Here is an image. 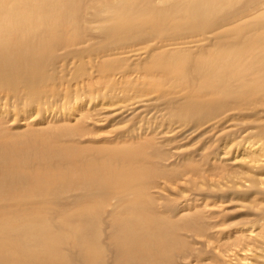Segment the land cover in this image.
Wrapping results in <instances>:
<instances>
[{"label": "bare ground", "instance_id": "bare-ground-1", "mask_svg": "<svg viewBox=\"0 0 264 264\" xmlns=\"http://www.w3.org/2000/svg\"><path fill=\"white\" fill-rule=\"evenodd\" d=\"M33 107L36 117L72 109L93 127L63 125L39 142L0 129V264L248 263L240 247L264 231L225 243L232 233L196 222L188 205L209 198L194 188L208 182L264 197V0H0V119L26 126L37 118L22 108ZM151 112L160 128L94 133ZM174 126L183 142L198 133L218 144L206 154L158 143ZM234 152L251 158L243 178L211 179L206 166L219 164L197 158L228 164ZM157 191L181 208L157 206Z\"/></svg>", "mask_w": 264, "mask_h": 264}, {"label": "rangeland", "instance_id": "rangeland-1", "mask_svg": "<svg viewBox=\"0 0 264 264\" xmlns=\"http://www.w3.org/2000/svg\"><path fill=\"white\" fill-rule=\"evenodd\" d=\"M129 61H131V60H129ZM131 67H133V66H131ZM70 75H71V77L75 76V74H66V77L68 79H70L71 78ZM77 103H76V105H74L75 106L74 109L76 110V112H78V113L80 112L81 114L84 113L85 115L88 113H89V115L93 114L92 110L94 107H88L87 105L82 104V102H77ZM43 107H46V106H43ZM86 107H87V111H86ZM24 109L29 110V111L32 110L33 112H35L33 114V116L28 120H32L33 118L35 120V118H37L36 122H33V123L28 122L27 125L24 126L21 124L22 123L21 121L19 123H16V124H14L15 122L12 123L10 121L11 118H8V120H6V117L0 119V129L7 130L10 133L9 137H12V135L16 136L15 134L21 133V134H24V136H32L31 139L33 141L37 140L39 142V140L47 141V140L51 139L54 136L55 132L57 133L63 128L62 127L63 125L69 126V125H74L75 123L76 124L78 123L81 126H87V129L90 126H91V128L93 127L91 120H88L87 121L88 123L86 125L81 124V122L78 120L76 122V120L74 118H72V117H75L74 110H72V109L70 112H69V110H67L63 115L58 114L54 117H50V116L45 117L46 115H42V116H44L43 118H42V116L36 117V115H37V113H36L37 108L36 107L30 108V109L22 108L21 115L23 113H25ZM140 110H141V108H140ZM93 112H95V110ZM145 115L146 114H143V116H145ZM79 116H81V115H79ZM39 118H41V119H39ZM14 119H15V117H14ZM132 120H133V115H132L131 121H129V123L127 122L126 124H120L119 122H115V121L108 124V126L106 124H104V126H103L104 129L101 128L100 130H98L94 133H101L102 136H105L107 138H115L114 135H116L117 133L121 134V132L123 131L122 129H124V128L125 129L127 128L130 131H133V129L135 131H137L139 129H144L145 127H157L158 126L160 128L162 126V124H164L165 118L160 116V114H157L155 112H151L150 115H147V116L143 117L142 119H139V120L136 119L134 121H132ZM108 122H110V121H108ZM128 127H130V128H128ZM173 128H175V129L171 128L172 131L174 130L173 132L171 131V129L168 128V131L170 132V133L168 132L169 135L166 133L168 136L167 135L164 137L159 136L161 138L157 139L158 143L160 142V140L172 139L174 142L178 143V145L179 144L182 145L184 143L185 147L183 149L186 151H189V150L195 151V150H197L198 147L205 146V147H207V150H208V151L206 150V152H205L206 154L209 152V149L211 150V147L216 146L218 144L217 143L218 140L210 139L208 136L201 137V134H198V133H197L198 136H197V134H195V136L193 135L192 137H190V139L188 141L184 140L185 142H183L182 141V139H184L183 135H185L187 133L180 136V138H177L176 136H174L175 131H177L180 127L174 126ZM36 129H42V130L44 129V130L42 132L41 130H36ZM68 130L71 132V129H68ZM36 131H38V132H36ZM47 132H49V134ZM170 134H172V135H170ZM34 137H37L38 139L34 138ZM146 137H150V136H146ZM144 138H145V136H144ZM174 139H176V140H174ZM177 140H179V141H177ZM37 141L35 143H37ZM90 141H92V140H88L86 143L91 144ZM111 142H114V140H112ZM210 142H212V144ZM114 144H116V143L115 142L111 143V144L106 143L105 146L110 147ZM50 145L51 146H58V145H63V144L59 140L55 141V138H53ZM40 147H43V146H38L37 148H40ZM135 147H137V146H135ZM33 149H35V148H33ZM139 149H141V151H148V149L145 147L139 148ZM206 154H205V157L198 156L197 157L198 160L199 159H201L199 161H206L207 160L210 163H213L215 165L219 164V169H218V172H216V173L214 171H211L209 169V167L206 166V168H208V169H206V171H207L206 174L209 176L211 175L210 176L211 179L213 178V179L219 181L218 178L223 176V175L233 176V177L238 175L239 178H243V174L245 172H248L247 168L243 167V164L244 163L246 164L251 159V158H248L247 156H242V154L240 156L239 154L234 152L229 157V161H228L229 163L227 164V162H226V164H225V163L221 162V160L213 158V157H210L211 160H209V157H207ZM215 159L217 162H215ZM236 160L238 163L236 162L237 164L235 166H232V165H234L233 163H235ZM243 161H245V162H243ZM229 173H232V174H229ZM234 174H236V175H234ZM248 175H250V174H248ZM198 178L199 177H196V181L203 180V179H198ZM209 179H207V180H209ZM220 182H226V181H224V180L221 181V179H220ZM209 184L210 183L208 182V183H202L201 185L194 186L196 192H199L202 190L203 192L205 191V192L209 193V198L207 200L202 201V202H195L191 205H188V209H190V210H188V212L193 211L191 214V217H194L196 222H199V221L203 220L204 218L206 219L208 217H212V219H214V220L211 223L219 226L220 229H222V231L225 230L229 233H232V237H235V239H228L225 241V243H230L231 245L237 243V241H236L237 234L246 232L247 236L250 235L249 230L253 227V225L256 228V233L260 234L264 231V217L261 216L262 215L261 209H264V208H262V207H264V197H262L263 195L262 196H260L259 194L253 195L254 192L248 193V192H246V190H247L246 187H244L242 189H233V190H229V191H225V192H218V191L208 192L207 190L210 189L209 186L212 187L211 184L210 185ZM203 186H204V188H203ZM211 189L215 190L216 188L212 187ZM182 191L191 192V189L185 188V189H182ZM157 194L162 198L166 197V198H163V199L160 198L159 200H157V206H160L162 204L163 205L167 204L169 207L171 206V208L173 210L181 208L182 204L181 203L175 204V202H177L178 198L176 195L172 194L171 192H169L167 194L165 192L162 194V193L157 191ZM195 196H199V195L195 194ZM216 197L220 198V202L215 199ZM174 198H175V200H173ZM220 204H221V206H220ZM184 206H185V203L183 202L182 208H184ZM213 208H215V209H213ZM243 208H245V209H243ZM157 209H159V208H157ZM213 212H217V213H213ZM177 218L178 217H175V215H174V217H172L170 219L175 222V221H177ZM234 233H236V234H234ZM179 234H181V233H179ZM250 238L251 237H248L249 240L244 241V244H242V246L240 247V248H243V250L238 251L239 253L242 252L241 254H243L242 257L240 256L241 259L247 258L246 262H248L249 264H264V258H262V257H264V235H259L257 238V242L255 240H250ZM187 240L189 242L190 247L193 248L195 256H199V255H197V253L199 254L200 250H202L201 244L197 243V245H195L193 243L192 239H190V238ZM252 242H254V243H252ZM218 244H223V243L220 241ZM249 244H251V247L252 248L254 247V249H256V250L252 249L253 250L252 251L251 247H249L248 248V249H250V251H249L250 253H249L248 249H247V246H249ZM224 245L229 247L227 244H224ZM260 247H262V248H260ZM246 252H248L249 254ZM208 253L205 256H209L210 254H212L211 252H208ZM224 255H225V253H224ZM244 255H246V256H244ZM255 255H260V256H256V259H255ZM201 260L202 261L197 262V264H200V263L201 264H216V262L214 260H212L211 256H209V258H204ZM237 264H246V263H237Z\"/></svg>", "mask_w": 264, "mask_h": 264}]
</instances>
